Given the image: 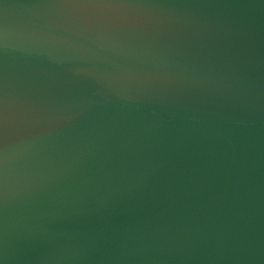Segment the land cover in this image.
<instances>
[{
    "label": "water",
    "instance_id": "obj_1",
    "mask_svg": "<svg viewBox=\"0 0 264 264\" xmlns=\"http://www.w3.org/2000/svg\"><path fill=\"white\" fill-rule=\"evenodd\" d=\"M0 264H264V0H0Z\"/></svg>",
    "mask_w": 264,
    "mask_h": 264
}]
</instances>
